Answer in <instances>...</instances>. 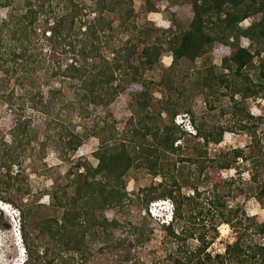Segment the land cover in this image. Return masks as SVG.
Wrapping results in <instances>:
<instances>
[{
  "label": "trees",
  "instance_id": "trees-1",
  "mask_svg": "<svg viewBox=\"0 0 264 264\" xmlns=\"http://www.w3.org/2000/svg\"><path fill=\"white\" fill-rule=\"evenodd\" d=\"M15 1L0 0V9L20 11L0 21V105L7 106L12 122L8 131H0V201L18 209L19 232L28 250L23 264H86L95 252L106 250L121 252L123 259L131 261L132 250L146 234L145 220L151 217L148 209L159 201L173 205V221L163 224L169 246L167 264H264V244L249 239L251 235L264 236V221L256 222L238 208L228 209L224 194L219 193L222 185L230 190L232 182L215 176L214 170L210 179L216 177L213 180L219 183L213 190L200 192L195 187L194 195L187 197L179 180L183 162L195 165L200 179L207 167L228 172L242 159L250 163L254 197L264 207V147L257 143V126L245 105L249 99L264 97V60L259 75H252L255 58L264 54V0H142L148 14L158 11L161 2L170 8L190 5L193 10L185 29H169L168 36L162 30L166 38L157 37L151 43L152 33L160 30L153 24L145 28L136 24L134 0H89V4L83 0H23L14 7ZM116 15L119 22L114 26L112 17ZM258 15L260 20L241 26ZM120 34L127 38L117 46ZM243 39L250 41L249 47L243 46ZM107 52L113 55L112 60ZM164 52L171 54V71L186 62L195 76H186L189 81L184 77L174 85L163 79L160 84L167 91L184 98L198 87L210 110L222 98L230 101V124L200 125L195 137L203 145L219 144L225 133L241 131L252 138L257 152L245 155L236 149L232 159L225 154L213 159L199 146L197 155L182 158L177 142L186 133L174 123L179 109L160 127L159 118L151 111L152 83L144 79L147 71L159 65ZM214 55L221 58L220 67L212 63ZM198 60H203L200 68L196 67ZM53 80L61 87H51ZM12 81L25 90L24 96L8 88ZM63 85L72 92L69 101ZM43 86L48 88L46 95ZM121 94L132 101V115L121 132L102 118L76 132L70 113L90 117L96 109L107 110ZM61 108L68 113H57ZM27 109L46 116L41 140L31 117L25 114ZM188 112L195 123L194 114ZM256 120L264 121V117ZM91 137L99 139L97 166L78 161L73 166L75 172L70 168L65 173L64 182L53 181L51 187L33 192L23 164L29 159L34 162L37 147L41 160L52 145L59 159L67 162ZM132 169L161 177V182L140 189L135 198L136 207L147 214L141 224L110 220L105 215L128 206L126 176ZM13 195L20 196L21 205ZM45 196L61 216L42 214ZM192 202L195 211L186 214L184 205ZM208 223L215 231L212 240L207 239ZM215 224H228L235 232L222 254L208 251L217 238ZM30 227L42 247L28 232ZM191 241H197L196 248L190 246Z\"/></svg>",
  "mask_w": 264,
  "mask_h": 264
},
{
  "label": "rangeland",
  "instance_id": "rangeland-1",
  "mask_svg": "<svg viewBox=\"0 0 264 264\" xmlns=\"http://www.w3.org/2000/svg\"><path fill=\"white\" fill-rule=\"evenodd\" d=\"M23 0H16L13 5L17 6V3ZM89 4V0H83ZM22 5V4H20ZM134 8L136 12V24L145 28L148 24H153L157 28L158 32L152 33L151 42L155 41V38L164 37L162 30L167 31L166 36L169 35V29H185L193 17V10L190 5L168 7L165 2H161L155 13L148 14L144 7L142 0H134ZM20 11H15L13 8L0 9V21L9 18L10 14L19 13ZM172 14L174 16L172 17ZM261 16L247 19L241 26L246 27L253 21L260 20ZM114 26L118 25L119 18L116 15L112 17ZM127 36L120 34L117 39V46H121L126 40ZM137 39H135V42ZM243 46L249 47L250 41L243 39ZM109 54V55H108ZM109 59L112 60L113 55L110 52L106 53ZM264 60V54H262L261 59L255 58L256 69L252 71V75H259V64L260 61ZM203 60H198L196 67L200 68ZM211 61L216 66H221V58L219 56H212ZM62 64H66L64 60L60 61ZM172 63L171 54L164 52L159 65L152 71H147L144 75V79L147 82H151V93L153 96L151 111L155 117L159 118L158 125L163 127L169 123V114L174 110L179 109L177 115L188 116L193 125V132L190 134L185 131V129L179 125V128L186 133V136L177 144L181 146V156L182 158H188L193 155H197V148L203 146V150L208 152L210 158L217 159L221 154H225L226 157L232 159L233 150L241 149L244 151L245 155L250 154L252 151L257 152L258 148L255 147V143L252 138L244 132H227L225 133L222 141L219 144L210 142L208 145H203V141L197 139L195 135L197 134V127L200 125L211 126H227L231 122V107L228 98H222L220 101L215 102L214 109L210 110L206 105V101L202 95L201 90L198 87H193L190 92V97L181 98L174 91H167L164 85H161L163 79L174 85L175 82L183 79L186 76L193 75L191 66L183 62L180 67L175 68L174 71L170 70ZM195 76H191L193 79ZM189 81V80H188ZM188 81H184L185 83ZM19 83L17 81H12L8 86L9 89L15 88L19 94L24 96V89H20ZM170 85V86H171ZM189 86V83H187ZM53 88L61 87V84L53 80L50 84ZM65 100L69 101L72 98L71 90L66 86H62ZM47 87L43 86V95H46ZM131 104L132 101L130 97L126 94H121L114 103L107 109H96L92 111V116L81 118L78 114L70 113L69 118L72 124L76 127V132L81 133L85 129L90 128L94 120L97 118L106 119L109 123H114L117 130L121 132L125 127L127 120L131 117ZM248 111L253 116L252 124L257 126V140L258 144L264 147V121L256 120V117H264V97L258 99H249L245 103ZM184 106L183 109H180ZM188 109L192 111L195 116V123ZM8 109L5 105H0V131H8L12 122L8 118ZM59 114H67L68 110L61 108L57 110ZM27 117H31L33 125L40 132L39 139L43 138L44 132V122L46 116L42 112L33 111L27 109L25 111ZM54 115L56 112L53 113ZM176 115V116H177ZM175 116V117H176ZM7 139L9 136L7 135ZM99 146V139L96 137H91L86 140L84 144L79 148V150L71 157L67 162H62L52 145L47 149V154L45 160H41L37 155L38 147L35 151L34 162L32 160H27L23 165L26 174L29 177L30 187L33 192H37L43 188H49L52 186L53 181L64 182L65 173L72 168L75 172L74 165L79 161L89 162L93 166H97L98 160L95 157V152ZM264 151V148H263ZM208 164V163H207ZM214 170H217L215 176H220L221 179L232 182V187L227 190V187L223 185L219 187V193L224 194L225 205L228 209H240L245 212L247 216L253 218L256 222L264 221V207L255 199L253 185L251 182V171L250 163L242 159H237L236 166L230 171H219L217 167H207L204 171V175L197 179V169L195 165L190 162H183L180 167V182L182 185V194L185 196L192 197L194 195V188H198L200 192H209L213 190L216 182L219 180L210 179L214 176ZM161 182L160 176H153L149 174L144 169H132L126 176V187L130 194V201L127 203V207L123 210H110L106 212V217L111 219H118L121 222H133L141 224L144 221V217L147 214L140 211L135 205V198L138 191L143 188L150 187L154 184ZM221 183V182H220ZM12 199L19 205H21L20 196L13 195ZM204 197V196H202ZM201 201L207 206V201L201 199ZM49 196H45L41 199V203L45 204V208L42 209V214L46 216H61V211L50 204ZM170 208L173 205L170 201ZM3 203V202H2ZM5 203H3L4 205ZM9 205V204H8ZM166 207L162 202H160L154 209V214L150 213V207L148 213L151 217L148 220V225L145 228V236L143 239L136 244L135 248L132 250V260L126 261L121 252L114 250H106L104 253L95 252L93 258L86 264H167L166 255L169 250V246L166 238V230L163 228V222L160 216L163 214V210ZM193 202L191 204H185L184 210L186 214H190L195 211ZM0 208V264H22L27 258V247L23 242V234L19 232L20 225V215L18 209L9 205V212L5 213ZM14 209V213L13 210ZM162 213V214H161ZM42 216V215H41ZM167 225V224H165ZM212 224H207V229L209 233L207 235L208 240H212L215 235V231L212 229ZM215 226H218L215 224ZM224 231V232H223ZM31 237L34 238L36 245L42 247V244L36 241V231L33 227L28 228ZM217 238L210 245L208 251L212 254L224 253L225 246L227 243H231L235 238V232L228 224H221L217 227ZM250 240L255 243L264 244V236L251 235ZM190 246L192 248L197 247V241H191Z\"/></svg>",
  "mask_w": 264,
  "mask_h": 264
},
{
  "label": "built area",
  "instance_id": "built-area-1",
  "mask_svg": "<svg viewBox=\"0 0 264 264\" xmlns=\"http://www.w3.org/2000/svg\"><path fill=\"white\" fill-rule=\"evenodd\" d=\"M175 123L177 124V125H179V126H181V127H183L184 129H185V131L186 132H188V133H190V134H195L194 132H193V125L191 124V121H190V119L188 118V116H180V115H177L176 117H175ZM159 204V202H155V203H152L151 205H150V212L153 214V215H155L154 214V209H155V207L157 206Z\"/></svg>",
  "mask_w": 264,
  "mask_h": 264
},
{
  "label": "clouds",
  "instance_id": "clouds-1",
  "mask_svg": "<svg viewBox=\"0 0 264 264\" xmlns=\"http://www.w3.org/2000/svg\"><path fill=\"white\" fill-rule=\"evenodd\" d=\"M160 202H162L164 205H166V207L164 208V210H163V214H162V216H160V219L162 220V221H164L163 223L164 224H170L172 221H173V208L171 209L170 208V203L169 202H167V201H159V203ZM4 209L5 210H3V209H1L2 211H4L5 213H8L9 212V205L8 204H4ZM13 211V213H14V209L12 210ZM151 213V212H150ZM152 214V213H151ZM153 215V214H152ZM19 230V229H18ZM24 263V262H23ZM22 263V264H23Z\"/></svg>",
  "mask_w": 264,
  "mask_h": 264
},
{
  "label": "bare ground",
  "instance_id": "bare-ground-1",
  "mask_svg": "<svg viewBox=\"0 0 264 264\" xmlns=\"http://www.w3.org/2000/svg\"><path fill=\"white\" fill-rule=\"evenodd\" d=\"M3 206H4L3 203L0 201V208H2L3 210H5Z\"/></svg>",
  "mask_w": 264,
  "mask_h": 264
}]
</instances>
